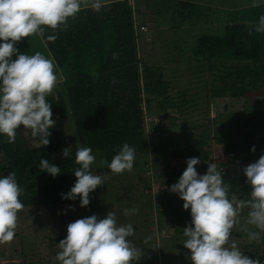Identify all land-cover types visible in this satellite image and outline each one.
<instances>
[{
    "label": "trees",
    "instance_id": "trees-1",
    "mask_svg": "<svg viewBox=\"0 0 264 264\" xmlns=\"http://www.w3.org/2000/svg\"><path fill=\"white\" fill-rule=\"evenodd\" d=\"M136 2L131 4L130 0L105 1L102 2L103 7L100 11L88 7L78 13L75 20H69L67 30L53 33L48 29L43 40L35 37L31 43L28 55L39 51L53 59L56 69L62 72L65 90L61 92L56 88L54 94L47 97L52 105V118L56 121L55 127L50 129L49 145L37 147L40 143L39 137L34 138L31 130L23 126L17 129L14 143H8L7 137L0 134V178L12 172L16 173L18 183L25 190L20 197L24 208L41 205L39 203L47 206L70 200L64 199L62 193H68L77 180L73 172L79 167L75 163L77 145L92 148L96 162L91 170L96 175L107 177L104 185L113 184L116 179L110 169L106 165H101L100 161H111L124 143L134 146L136 157L133 169H136L140 181L143 180V183L139 181L137 184H142L144 188L142 194L153 197L150 194L151 190L154 187L158 188L155 184L152 188L149 183L152 177L145 171L151 167L150 147L157 144L152 145L148 142L145 132V123L148 119L162 120L161 129L170 130L167 137L171 144H162L167 146L166 150L173 145L172 131H179L180 141L186 144L184 152L180 151V155L163 164L161 169L164 172H157L158 185H164L160 180L165 175L171 176L177 183L186 170V161L190 157L200 159L196 168L198 173L205 174L209 163H214L212 155H215L218 169L225 167L222 174L225 182L230 183V194L237 193L240 198H250L251 185L244 177L231 176V167L244 158L258 160L264 155V112L249 113L248 116L253 121L256 116L258 117L256 123L244 121L236 130H229L228 123L223 130V139L215 143V146L211 140L195 135L193 133L195 126L187 124L178 113L186 110L188 106L200 104L198 92L203 91L199 83L203 80L200 73L204 70L212 75L204 82L205 104L210 105L215 99L226 96L234 98L264 96V33H257L254 30L253 26L259 19L251 18L246 13L248 10L254 13L256 10L264 9V1L259 7H252L249 0L239 9L244 14L237 20L227 23L222 34L203 33L194 45H191V49L184 48L189 50L193 58L202 62L200 65L203 69H200V72L192 71L198 74L195 80L185 78L182 69L178 67L182 64L175 66L170 65V62L158 64L142 58L137 50L136 39L138 36L143 37L145 32L140 31L135 23L148 22L149 31L152 30L154 23L149 17L153 10L155 12L153 20L157 17H162L163 21L169 19L168 23H156L159 29L163 25V29L167 31L170 28L180 29L184 24L195 27L208 22L203 18V8L207 5H201L204 3L202 0ZM135 12L137 18L134 17ZM165 16L168 19H165ZM140 20L142 21L139 22ZM225 23L226 21L223 25ZM51 34L57 35L55 42H47L46 37ZM191 89L195 91L189 96L188 90ZM68 115L74 119L76 133L71 141L66 143L62 139L58 121ZM247 128L250 129L248 132L245 131ZM230 134L231 140L227 141L225 135ZM237 135L243 138V141H238ZM216 146L220 148L217 150ZM253 146L255 152L251 150ZM66 147L70 148V155L65 158L62 151ZM173 151L175 152L176 148H173ZM154 153L158 157L153 164L156 168L162 163L158 152L154 150ZM42 158L59 166L61 173L53 177L47 172H41ZM104 185L98 186L90 193V197L94 192L102 197L105 194ZM135 187L136 184L131 182L126 188L124 186L123 191L136 193ZM163 190L165 191H162L163 197L158 203V211L160 210V216L162 214L168 216L169 226L165 230L183 235L184 228L191 224V210L183 208L184 201L177 193L167 188ZM115 193L113 195H117ZM71 201L78 203L80 198ZM157 217L152 216L150 221L156 222L153 229H156L160 236L165 223L162 216L161 219ZM161 237L165 236L162 234ZM169 240L168 237L164 239V254L172 250L171 242L168 244ZM260 253L259 256L251 254L250 258H259L262 262L264 245ZM19 260L21 261L16 264H34V261H27L24 257Z\"/></svg>",
    "mask_w": 264,
    "mask_h": 264
},
{
    "label": "clouds",
    "instance_id": "clouds-1",
    "mask_svg": "<svg viewBox=\"0 0 264 264\" xmlns=\"http://www.w3.org/2000/svg\"><path fill=\"white\" fill-rule=\"evenodd\" d=\"M260 3L261 0H252L251 6L259 7ZM88 7L100 11L103 4L101 0H0V134L7 137L8 143L16 141L17 129L23 126L31 130L34 138L39 137L37 147L50 144V129L56 121L47 97L63 81L53 59L39 51L33 55L20 53L16 44L26 37L43 40L48 29L53 33L67 30L69 20H75ZM253 27L257 33H264V15ZM57 38L51 34L46 40L55 42ZM251 150L255 152V146ZM62 155L68 157L70 148H64ZM135 157L136 148L124 143L110 163L101 160L100 164L113 174H122L133 170ZM95 162L91 147L77 145L75 163L79 167L73 171L77 180L68 193H62L64 199L79 197L81 207L90 204V193L107 179L92 172ZM186 163V170L169 190L180 196L185 210H191V224L184 228L183 244L191 250L192 264H261L259 258H250L240 250L232 233L235 229L247 232L252 242L264 236V155L243 168L246 182L251 185L247 200L230 194V183L225 182L216 163H209L203 175L196 168L198 157H190ZM40 171L53 177L61 173L59 166L45 158L40 161ZM24 192L15 172L0 178V245L11 243L16 236L18 214L25 207L20 199ZM69 207L74 209V205ZM245 209L247 216L242 223ZM136 212L138 208L124 210L126 216ZM249 226L257 231H251ZM134 234L133 225H119L112 211L104 218L93 214L77 219L67 225V236L58 243L61 251L55 260L60 264H136L144 253L128 239Z\"/></svg>",
    "mask_w": 264,
    "mask_h": 264
},
{
    "label": "rangeland",
    "instance_id": "rangeland-1",
    "mask_svg": "<svg viewBox=\"0 0 264 264\" xmlns=\"http://www.w3.org/2000/svg\"><path fill=\"white\" fill-rule=\"evenodd\" d=\"M111 1V0H101L102 2ZM131 4H136L137 0H130ZM201 1V0H197ZM205 4L203 18L207 23H202L191 27L190 25H181L180 29L170 28L168 31L163 29V26H160V29L157 28V24L168 23L169 19L165 16L163 21L162 17H157L156 20H153V15L155 12L151 10L152 14L149 17V20L153 21L154 27L152 30L145 31L143 37L138 36L136 39V46L139 55L151 62L158 64H165L170 62V65H181L178 66L182 69V72L185 74V78H190V80H195L198 74L192 73V71H199L203 69L200 65L201 61H197L196 58H193L192 54L189 53V50L184 48L191 49V45H194L197 38L204 34H222L225 30L227 23L237 20L241 17L243 13L239 9L246 4L249 0H202ZM264 0H261V2ZM252 3V0H250ZM198 10V8L196 7ZM264 9L256 10L254 13L251 10H248L246 13L249 17L259 19L260 15H264ZM167 13L168 11H164ZM253 13V14H252ZM134 17L137 18L138 15L134 13ZM144 20V19H142ZM140 20L139 22H141ZM137 21V19H135ZM226 21L225 25L223 23ZM157 23V24H156ZM213 23V25L211 24ZM205 25V27H204ZM35 37H27L24 40H21L16 44V47L19 49L20 53L28 54L31 43L34 41ZM183 49V50H182ZM182 50V51H181ZM16 56H13L15 59ZM186 63V65H184ZM193 65L191 68L188 67ZM57 75H62L60 69H56ZM206 73V74H205ZM202 81L199 83L202 85V92H198L200 104L195 106H188L186 110L179 112V117L186 120L187 124L194 125L195 128L193 133L203 139L211 140L212 144L220 142L223 139V130L228 124L229 130H236L237 127L244 122H254L258 120V117L254 118L253 121L248 114L251 112L259 113L264 112V96H250L249 98L238 97L234 98L231 96H226L222 98H217L210 105L205 104L204 100L205 95V86L204 82L209 80L212 75L208 73L207 70L201 72ZM205 76V78H204ZM63 77V75H62ZM60 91H64L63 81L57 84V87ZM195 89L188 90V95L191 96L192 92ZM197 93V92H195ZM261 114H258V116ZM157 119V118H156ZM162 120L157 119V121H151L148 119L145 123V132L148 136V142L152 145L154 143L157 146H151L150 150L152 152L149 154V159L151 160V167H148V170L145 171L146 174L151 175L152 181L149 182L153 188V184L156 185L151 190L150 193L152 196H145L143 193L142 184H137L140 181L139 177L136 175V169H133L131 172L125 171L122 174H114L116 182L113 184H107L103 186V191L105 194L100 197L97 195V192L93 193V196L90 197V204L86 207H81L80 202L73 203L71 200L65 203L57 204H48L47 206L43 203L41 205H31L24 208L19 214L18 219V228L16 230V236L14 240L9 244L0 245V264H16L20 262L22 257L25 260L34 261V264H60L59 261L55 260L57 253L60 250L58 243L66 238L67 236V225L71 222H74L77 219L85 218L96 214L99 218H104L109 211L115 212L117 216V222L119 225L132 224L135 234L128 239L132 242L137 248H141L143 251V256L141 259L136 262V264H192L191 261V250L187 249L183 242L186 237L182 234L177 233L176 231H167L165 228L169 226L167 219V214H162L164 220V228L161 229L162 234L157 232L155 228L156 222H151L150 219L152 216H158L157 218L161 219L158 211V203L162 200L163 189H170L171 185L175 183L171 176L165 175L161 178L160 182L164 185H158L156 181L157 172H164L163 164L171 160V158L180 155V151H185V143L181 142L179 139V131H172L173 145L168 150L165 148L166 145H170L169 137L167 133H170V130L163 128L161 129ZM60 125L62 139L64 142L69 143L71 138L75 135L76 129L74 128V119L71 115H68L64 118H60L58 121ZM165 125V124H164ZM239 126V128H240ZM256 127L254 128V130ZM250 129H245L248 132ZM233 134V133H232ZM230 135H225V139L231 140ZM221 135V137H220ZM238 141H243V138L237 135ZM249 140V139H248ZM162 145V146H161ZM173 148H176V151H173ZM219 146H216L215 149H219ZM160 155V160L162 164L158 167H153L156 157V153ZM178 151V152H177ZM168 152V153H167ZM203 152V150H201ZM212 155V161L217 163L216 156ZM257 160H250L247 158L242 159L236 163L231 168V176L244 177L247 180L243 168L253 163ZM111 161H109L110 163ZM225 168V167H224ZM158 169V170H156ZM145 174V175H146ZM155 174V175H154ZM130 179H133L130 181ZM115 181V180H113ZM155 181V183H153ZM133 182L136 184L134 189H137L136 193L128 191L124 193V189ZM140 182L143 183V180ZM125 186V188H124ZM110 189V190H109ZM155 192L153 193V191ZM163 191V192H162ZM114 192L117 195H113ZM148 193V192H146ZM237 197L241 200H247V198H240L241 196L235 193ZM157 195V196H156ZM37 204V203H36ZM69 205H74V209L70 208ZM138 208V212L132 215H125V209ZM101 210V211H100ZM247 209L244 210L241 221L242 223L246 220ZM251 231H257V229L249 226ZM236 230H233V236L236 234ZM156 232L158 234H155ZM247 232L241 233L244 236L248 237ZM151 237L145 244V240ZM168 237L169 242L172 245V250L168 251L166 254L163 253L164 250V239ZM248 242V238H246ZM237 245L241 248L245 241L236 240ZM262 245L259 248V245ZM256 246L255 254H259L264 245V236H262L259 242H255ZM246 253V252H245ZM264 263V261H263ZM135 264V262H134Z\"/></svg>",
    "mask_w": 264,
    "mask_h": 264
},
{
    "label": "crops",
    "instance_id": "crops-1",
    "mask_svg": "<svg viewBox=\"0 0 264 264\" xmlns=\"http://www.w3.org/2000/svg\"><path fill=\"white\" fill-rule=\"evenodd\" d=\"M241 233H243V232H241V231H239V230L237 229V230H236V234L233 236V238H235L236 240H237V238H238L239 240L245 241V242L243 243V245H241L242 247L240 248V250H241L245 255H248V256L250 257L251 254H255V253H256V250H255L256 246L253 245V243H255V242H248V240L246 239V238H248V237L244 236L243 234L241 235ZM246 234H248V233H246ZM236 240H235V241H236ZM260 245H261V244H260ZM260 245H259V246H260ZM245 252H246V253H245ZM259 254H261V253H259ZM259 254H255V255L259 256ZM261 264H264L263 261L261 262Z\"/></svg>",
    "mask_w": 264,
    "mask_h": 264
},
{
    "label": "built area",
    "instance_id": "built-area-1",
    "mask_svg": "<svg viewBox=\"0 0 264 264\" xmlns=\"http://www.w3.org/2000/svg\"><path fill=\"white\" fill-rule=\"evenodd\" d=\"M135 24H136V27L139 28L140 31H142V32H145V31L147 32L149 30V28H150L148 22H142L140 24L136 22ZM220 169H222V173L225 172V168L224 167H221Z\"/></svg>",
    "mask_w": 264,
    "mask_h": 264
}]
</instances>
